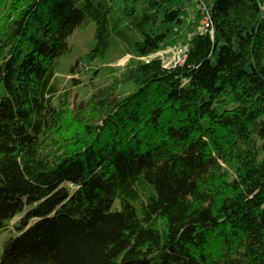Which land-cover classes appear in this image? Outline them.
<instances>
[{
  "label": "trees",
  "instance_id": "1",
  "mask_svg": "<svg viewBox=\"0 0 264 264\" xmlns=\"http://www.w3.org/2000/svg\"><path fill=\"white\" fill-rule=\"evenodd\" d=\"M174 1L0 0V264H264V0H205L213 31L166 67ZM89 22L91 60H130L73 105Z\"/></svg>",
  "mask_w": 264,
  "mask_h": 264
},
{
  "label": "rangeland",
  "instance_id": "2",
  "mask_svg": "<svg viewBox=\"0 0 264 264\" xmlns=\"http://www.w3.org/2000/svg\"><path fill=\"white\" fill-rule=\"evenodd\" d=\"M127 2L141 8L146 5L147 0H127ZM195 10L196 4L193 0H175L161 11L155 32L157 35L167 34V38L161 46L164 52L160 51L154 56L162 60L166 67H176L177 54L181 55L179 49L183 51V57L186 58L191 39L200 34L198 29L204 28L199 17L195 20ZM171 11H180L181 24L164 22L165 15ZM95 33L94 22H89L84 27L77 29L68 40L69 54L60 59L58 77L69 90L73 105L87 100L97 89L106 86L108 76H104L106 67L110 65L124 69L130 60L128 56L121 57L122 51L118 50L107 53L104 59L91 60L89 55L95 48ZM76 65L77 68L72 73V68ZM75 80L79 83L77 86H72ZM17 220H13L6 230L0 231V247L4 246L5 241L14 234L12 227Z\"/></svg>",
  "mask_w": 264,
  "mask_h": 264
},
{
  "label": "built area",
  "instance_id": "3",
  "mask_svg": "<svg viewBox=\"0 0 264 264\" xmlns=\"http://www.w3.org/2000/svg\"><path fill=\"white\" fill-rule=\"evenodd\" d=\"M196 4V10H195V15H198L202 22V27L204 25V28L199 29V32L203 33H209L210 31L212 32V27H211V10H212V5L211 3L206 4L205 0H193ZM198 13V14H196ZM179 52H181V55L177 54L178 56V61L175 66H180L183 65L185 62V57H183V51L179 49ZM178 52V53H179Z\"/></svg>",
  "mask_w": 264,
  "mask_h": 264
},
{
  "label": "crops",
  "instance_id": "4",
  "mask_svg": "<svg viewBox=\"0 0 264 264\" xmlns=\"http://www.w3.org/2000/svg\"><path fill=\"white\" fill-rule=\"evenodd\" d=\"M197 18H198V16L195 15V20H196ZM198 30H199V29H198ZM165 51H166V50H165ZM161 52L163 53L164 51H162V49H161ZM162 53H161V54H162ZM151 58L158 59L156 56H152Z\"/></svg>",
  "mask_w": 264,
  "mask_h": 264
}]
</instances>
